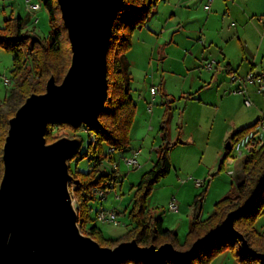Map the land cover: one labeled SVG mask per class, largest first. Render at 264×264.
Instances as JSON below:
<instances>
[{
    "label": "rangeland",
    "instance_id": "1",
    "mask_svg": "<svg viewBox=\"0 0 264 264\" xmlns=\"http://www.w3.org/2000/svg\"><path fill=\"white\" fill-rule=\"evenodd\" d=\"M5 15L22 16L27 29L41 37L51 30L44 5L28 12L25 0H0V28ZM131 43L126 56L133 76L131 96L136 114L129 148L115 151L114 160L108 156L99 166L100 175L111 173L114 163L118 167V184L104 206L129 211L137 183L158 158L164 142L161 128L168 112L167 140L177 143L171 150L173 167L155 184L147 204L155 217L163 218L166 228L178 233L183 245L194 216L207 219L218 201L237 192L243 179L241 160L233 153L219 170L228 139L241 126L264 117V93L259 92L264 83L249 81L252 75L264 74V0H212L211 5L208 0H160L154 14L131 33ZM213 61V67L208 68L206 65ZM12 70L13 55L0 47V101L11 88L5 78H12ZM234 75L238 80L233 83ZM244 83H248L246 88L241 87L248 92L245 98L251 101L249 107L245 98L235 93ZM231 128L232 133L226 135ZM54 133L58 139L78 138L82 143L79 153L68 161L70 173L90 171L96 155L90 141L96 143L95 136L85 129L75 132L59 126L54 127ZM100 150L109 154L106 143ZM85 152L89 155L82 157ZM133 156L140 167L126 164L125 158ZM198 180L205 181V186L197 187ZM74 189L75 185L70 191L78 209ZM198 198L202 201L196 205ZM172 200L177 204L175 210L170 207ZM100 206L93 201L94 209ZM90 215L95 219L93 212ZM123 222L120 226L96 221L91 224L100 227L107 238H118L128 231L127 215ZM255 227L264 231V212ZM238 248L226 249L212 264H239L235 255Z\"/></svg>",
    "mask_w": 264,
    "mask_h": 264
},
{
    "label": "water",
    "instance_id": "2",
    "mask_svg": "<svg viewBox=\"0 0 264 264\" xmlns=\"http://www.w3.org/2000/svg\"><path fill=\"white\" fill-rule=\"evenodd\" d=\"M58 3L71 43V66L61 83L52 76L46 91L29 96L10 120L0 183V264H117L125 258L157 261L165 256L186 261L223 234L239 237L248 248L235 228L243 209L229 212L217 229L186 251L172 243L141 246L136 240L103 246L82 233L68 164L81 142L64 137L48 143L47 126L99 124L108 98V48L123 0ZM226 149L232 150L231 141Z\"/></svg>",
    "mask_w": 264,
    "mask_h": 264
},
{
    "label": "trees",
    "instance_id": "3",
    "mask_svg": "<svg viewBox=\"0 0 264 264\" xmlns=\"http://www.w3.org/2000/svg\"><path fill=\"white\" fill-rule=\"evenodd\" d=\"M39 1L45 6L50 16L51 30L46 37L36 34L35 30H28L22 16L5 17V24L0 28V47L13 55L11 88L4 100L0 101V183L4 174L3 149L10 128V120L29 96L46 91L47 82L52 76L61 83L71 66V43L58 0ZM159 1L123 0L108 48V98L99 116V124L72 126L69 123L56 122L49 123L47 126L48 143L58 139L54 135L55 126L71 128L75 132L85 129L96 138V143L90 141V145L95 146L94 166L88 172L71 173L73 182L70 184V189L75 185L74 198L78 203L80 228L85 235L94 238L103 246L114 247L122 241L136 240L141 246L159 247L164 243H172L176 249L186 251L192 248L197 239L217 229L229 212L243 209L235 218V228L244 235L248 248L239 237L223 234L201 246L186 261L165 256L157 261L125 258L117 264H212L217 255L236 246H239L235 250L239 264H264V257L257 255V253L264 255V231L259 232L255 227L257 219L264 212V146L241 161V172L244 176L237 186V192L218 201L214 212L207 219L202 220L198 214L194 216L183 245L180 244L178 233L166 228L163 218L155 217L149 210L147 199L155 184L169 175L173 167L171 150L177 143L172 144L167 140L168 112L161 128L164 133V142L159 147L158 158L135 187L132 206L128 211L127 233L118 238H107L100 227L95 223L91 224L96 221L90 215L94 199L93 190L110 176V173L99 174L100 164L108 157L100 150L101 145L106 143L109 149L114 148L115 151H126L130 146V130L135 120L137 107L131 96L133 76L126 56L132 46L131 33L136 28L142 27L154 14ZM170 109L171 104L167 111ZM253 124L236 131L228 141L233 143ZM98 150L99 154H97ZM231 153L232 151L226 149L219 170L224 168V162ZM88 155L89 152H85L82 157ZM201 201L202 199L198 198L196 205Z\"/></svg>",
    "mask_w": 264,
    "mask_h": 264
},
{
    "label": "built area",
    "instance_id": "4",
    "mask_svg": "<svg viewBox=\"0 0 264 264\" xmlns=\"http://www.w3.org/2000/svg\"><path fill=\"white\" fill-rule=\"evenodd\" d=\"M212 1V0H210ZM27 11H36L39 10L42 6L41 2L39 0H25ZM214 64L213 62L208 63L206 66L208 68H212ZM233 81H237V76L232 77ZM249 81H254V78L251 76L249 78ZM6 84H11V79L5 78ZM260 92H264V86L260 87ZM155 92V90H153ZM237 94H243L246 97L247 90L244 88H237L235 91ZM244 103L246 106H251V101L247 98L244 99ZM264 146V117L260 118L257 122L253 124L251 128H249L244 134H242L240 137H238L233 143H232V153L235 154V158L240 159L241 161L245 159L248 155L251 153L259 150L261 147ZM114 152L115 149L111 148L109 149L108 158L110 160H114ZM233 160V159H232ZM126 164L130 167H138L139 162L135 156L125 158ZM117 165L113 164V171L110 173V176L104 179L98 186H96L93 190V197L95 201H98L101 206L97 209H94L91 207V212L94 213L96 222L103 223V224H111L114 226H120L124 224L123 222V216L120 211H118L116 208H106L104 206V202L106 199H108L109 194L116 189V186L118 184L119 176L117 175ZM71 182L73 180L71 179ZM197 187H203L205 186V181H196ZM170 207L172 210L177 209V204L174 200L171 201Z\"/></svg>",
    "mask_w": 264,
    "mask_h": 264
},
{
    "label": "crops",
    "instance_id": "5",
    "mask_svg": "<svg viewBox=\"0 0 264 264\" xmlns=\"http://www.w3.org/2000/svg\"><path fill=\"white\" fill-rule=\"evenodd\" d=\"M208 2H209V4L211 5V2L212 1H210V0H208ZM29 12V11H28ZM5 17H7L6 15L4 16V19H5ZM230 66V64H228V67H227V69H228V71H230V73H232L233 72V70L229 67ZM252 77L254 78V81H252L254 84H256V83H264V74H259V75H252ZM233 81V80H232ZM235 81H233V83H234ZM6 84V83H5ZM247 84L248 83H244V85L243 84H239V86L240 87H238V88H243V87H241V86H244V88H246L247 87ZM6 85H8V84H6ZM9 86H10V84H9ZM260 90V89H259ZM260 92V91H259ZM248 93V92H247ZM260 93H264V92H260ZM192 95H194V94H192ZM239 95H242L244 98H245V96L243 95V94H239ZM246 96H247V94H246ZM263 117V116H262ZM262 117H259L258 119H260V118H262ZM258 119H256L253 123H255ZM253 123H251V122H249L248 124H245V126H241V128L240 129H242V128H244V127H246V126H248V125H251V124H253ZM240 129H238V130H240ZM237 130V131H238ZM232 131H233V128H231L229 131H227L226 132V135H229V133L231 134L232 133ZM163 144V142L160 144V146ZM159 146V147H160ZM159 150V149H158ZM141 150H139V151H137V153H139ZM158 155V154H157ZM136 157V156H135ZM158 157V156H157ZM137 158V157H136ZM138 160V159H137ZM172 160V159H171ZM138 162H139V160H138ZM155 162H153V164H154ZM173 165V164H172ZM141 166V164L139 163V166L138 167H140ZM135 168H137V167H135ZM93 201H95V200H92V203H93ZM121 213H122V216L124 217V216H128V211H127V209L125 210V211H121ZM122 217V218H123Z\"/></svg>",
    "mask_w": 264,
    "mask_h": 264
}]
</instances>
